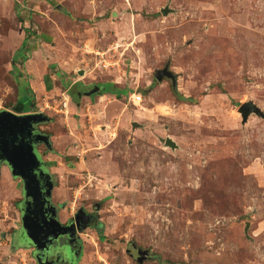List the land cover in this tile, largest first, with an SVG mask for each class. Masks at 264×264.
I'll list each match as a JSON object with an SVG mask.
<instances>
[{"label":"rangeland","instance_id":"rangeland-1","mask_svg":"<svg viewBox=\"0 0 264 264\" xmlns=\"http://www.w3.org/2000/svg\"><path fill=\"white\" fill-rule=\"evenodd\" d=\"M2 109L49 118L79 264H264V0H0ZM20 188L0 173L1 264H35Z\"/></svg>","mask_w":264,"mask_h":264},{"label":"water","instance_id":"water-1","mask_svg":"<svg viewBox=\"0 0 264 264\" xmlns=\"http://www.w3.org/2000/svg\"><path fill=\"white\" fill-rule=\"evenodd\" d=\"M162 13L165 14L166 10H162ZM154 78L157 81L167 78L172 86L176 85L175 75L167 66L157 70ZM98 89L97 86L88 85L84 91L91 94ZM238 111L243 122L251 112L259 114V109L252 102L242 103ZM48 121L49 118L42 112L19 114L6 109L0 110V165L5 163L14 175L22 179L24 193L21 205L22 233L27 238L26 243L34 245L37 250L44 238V227L40 222L43 212L40 209L44 203H48L53 181L37 150L38 143L50 147L49 136L40 133L35 126ZM166 144L173 146L170 138H167ZM86 226V223L83 224V228ZM132 247L135 248V245ZM136 253L140 256L139 261L148 256L147 250L136 249Z\"/></svg>","mask_w":264,"mask_h":264},{"label":"flooded vegetation","instance_id":"flooded-vegetation-1","mask_svg":"<svg viewBox=\"0 0 264 264\" xmlns=\"http://www.w3.org/2000/svg\"><path fill=\"white\" fill-rule=\"evenodd\" d=\"M98 92L101 86H98ZM29 113V112H22ZM45 115V114H44ZM47 123V122H44ZM43 124V123H41ZM40 124H37L35 128L42 134L49 136L48 133L43 132L39 128ZM50 142V136H49ZM42 145L43 151L47 152H54L53 148L46 146L44 143L37 144V150L44 161L48 172L53 181V188H54V173L52 172V162L50 159L44 156L42 150L38 149V146ZM5 167L8 171V174L11 176L12 179H17L21 183V188L19 190L20 200L17 203L16 207L17 210L20 212V228L18 232L14 234V242L15 245L19 248H31V258L35 264H79L80 258L82 256V244L81 239L79 236V231L83 228V224L90 225L93 222L94 218L88 211H78V213L73 214V216H69L68 218L61 220L59 218L61 210H64V205L61 203H53L52 202V191L51 196L48 197V203H44L41 206V211L43 212V218L40 219V222L43 224L44 227V238L43 241L40 243V247L37 250L36 247L32 244H27V238L22 233V218H21V205L24 200V193H23V183L22 179L16 175H14L9 167L2 163L0 165L1 168ZM1 173V172H0ZM53 190V189H52ZM88 215V216H87ZM87 225V226H88ZM40 235H37L39 237ZM148 257V256H147ZM76 258V260H75Z\"/></svg>","mask_w":264,"mask_h":264},{"label":"trees","instance_id":"trees-1","mask_svg":"<svg viewBox=\"0 0 264 264\" xmlns=\"http://www.w3.org/2000/svg\"><path fill=\"white\" fill-rule=\"evenodd\" d=\"M24 44L26 45L27 43L26 42H24ZM21 49H19L18 50V52H17V56H21ZM28 90L30 91V88H28ZM23 104L20 102V100L17 102V104H16V107L17 108H19V111L21 112V110L23 109ZM49 134V133H48Z\"/></svg>","mask_w":264,"mask_h":264},{"label":"crops","instance_id":"crops-1","mask_svg":"<svg viewBox=\"0 0 264 264\" xmlns=\"http://www.w3.org/2000/svg\"><path fill=\"white\" fill-rule=\"evenodd\" d=\"M25 112H30V111H25ZM49 136H50V142H51V147H52V141H51V136H52V135L49 134ZM52 148H53V147H52ZM53 150H54V149H53ZM48 159H49V158H48ZM50 160H51V159H50ZM51 161H52V160H51ZM54 168H55V166L53 165L51 169L54 170ZM2 171H7V169H6L5 167H3V168H1V172H2ZM7 173H8V171H7ZM2 175H3V173H2Z\"/></svg>","mask_w":264,"mask_h":264},{"label":"built area","instance_id":"built-area-1","mask_svg":"<svg viewBox=\"0 0 264 264\" xmlns=\"http://www.w3.org/2000/svg\"><path fill=\"white\" fill-rule=\"evenodd\" d=\"M132 97H133V101L134 102H140L141 101V96L140 95L132 94Z\"/></svg>","mask_w":264,"mask_h":264}]
</instances>
